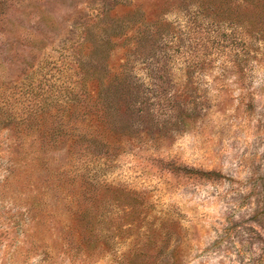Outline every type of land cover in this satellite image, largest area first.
I'll list each match as a JSON object with an SVG mask.
<instances>
[{
	"label": "rangeland",
	"instance_id": "374dc122",
	"mask_svg": "<svg viewBox=\"0 0 264 264\" xmlns=\"http://www.w3.org/2000/svg\"><path fill=\"white\" fill-rule=\"evenodd\" d=\"M252 10L0 0V264H264V30L226 19Z\"/></svg>",
	"mask_w": 264,
	"mask_h": 264
},
{
	"label": "trees",
	"instance_id": "16d2710c",
	"mask_svg": "<svg viewBox=\"0 0 264 264\" xmlns=\"http://www.w3.org/2000/svg\"><path fill=\"white\" fill-rule=\"evenodd\" d=\"M246 4H249L253 7V10L249 14H245L243 18H241V15H237L234 17H226V19L233 22L235 25L240 26H246L247 29H249L250 32L254 33H262L260 31L264 30V0H241ZM201 5V3L199 2ZM262 38H264V33L262 34ZM77 68L81 67L78 66ZM90 71L82 72L80 74V78L90 77ZM114 82V84H113ZM103 86L104 91H103ZM102 89V90H101ZM122 89H125L122 91ZM127 95H130V92L128 90L127 82L124 80V78L120 77V75H116L114 79L109 81L107 85H104L103 83H100L99 90L97 94L96 104L98 106L99 112L94 114L95 119L98 121L100 125L103 127H110L111 125H114V122H116L115 114L118 112V109L121 108V105L125 107V109L132 110L133 104L130 103L127 99ZM93 116V115H92ZM92 137L91 144H96L100 139H102L101 134L99 131L93 130L91 134H89Z\"/></svg>",
	"mask_w": 264,
	"mask_h": 264
}]
</instances>
